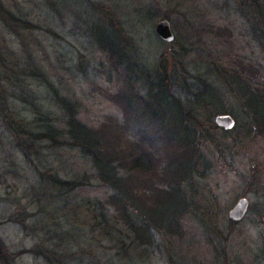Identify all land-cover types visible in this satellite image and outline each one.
Here are the masks:
<instances>
[{"label":"rangeland","instance_id":"374dc122","mask_svg":"<svg viewBox=\"0 0 264 264\" xmlns=\"http://www.w3.org/2000/svg\"><path fill=\"white\" fill-rule=\"evenodd\" d=\"M0 7L21 19L17 34L8 27L14 23L0 20L3 58L7 55L10 65L17 62L14 65L28 68L23 82H19L21 88L12 89L9 85V95L2 96L4 106L0 101V258L13 255L15 264H50L32 251L42 242L47 244L49 233L54 238L48 244L53 246L59 238L64 239L55 249L68 256L89 246L90 237L85 242L76 237L78 248L67 234L72 230L65 224L64 202L54 200L48 205L55 192L41 180L40 171L51 170L67 180L91 174L90 164L78 152L55 149L47 142L40 143V154L33 155L34 161L29 159L8 130L5 114L13 112L29 121L34 118L35 109L61 117L63 113L53 94L58 91L80 104L82 119L89 125L110 116L122 118L121 110L102 93L113 90L116 83L112 85L102 74L109 66L107 58L87 29L93 24L104 27L101 13H108L120 23L137 45L134 53L152 69L168 52L169 46L156 33L157 24L168 20L178 41L172 51L181 54L179 63L185 62L187 83L193 82L205 91L203 101L209 104L205 113L218 112L213 114L214 122L217 115L230 114L228 111L238 108L229 87L217 75H224L233 93L241 95L248 114L254 113L248 107L254 100L250 95H261L259 90L244 91L223 72V66H246L264 82V50L253 38L234 0H0ZM214 62H218L215 71ZM193 76H199L200 83ZM181 95L187 98L189 94L183 90ZM236 114L240 122L246 121L240 111ZM237 125L234 134L224 135L219 148L211 144L203 148L205 159L199 166L201 175L196 177L198 194L188 201L198 218H185V241H174L176 247L172 249L177 253L173 256L175 263L170 261L167 245L157 240V246L140 250L129 264H264V138H244L235 146L233 140L243 134L238 120ZM179 130V136L186 135L182 128ZM104 194L95 189L82 196L102 198ZM242 198L249 200V209L242 221L234 222L229 213ZM96 254L98 264H126L116 251L99 250ZM89 261L71 257L67 264H91Z\"/></svg>","mask_w":264,"mask_h":264},{"label":"trees","instance_id":"16d2710c","mask_svg":"<svg viewBox=\"0 0 264 264\" xmlns=\"http://www.w3.org/2000/svg\"><path fill=\"white\" fill-rule=\"evenodd\" d=\"M234 1L253 38L264 50V0ZM55 6L60 14L58 5ZM0 14L4 23H14L8 27L17 34L21 19L2 7ZM101 19L102 29L97 24L87 29L107 58L109 66L105 67L107 72L102 70V74L112 85L116 83L113 90L109 88L102 93L121 110L122 118L110 116L89 125L82 119L80 104L58 91L53 94L56 106L63 113L61 117L35 109H32L34 118L29 121L13 112L5 114L8 130L23 146L29 159L34 161L33 155L38 157L40 154V143L47 142L55 149L78 152L92 170L91 174L67 180L51 170L40 171L41 180L55 192L51 193L48 205L54 200L63 201L65 224L72 230L67 234L72 236L76 245L79 244L76 237H82L84 242L90 237L87 240L89 246L77 251V255L68 256L55 249L64 239L59 238L53 246L48 244L54 238L49 233L47 244L42 242L32 251L50 264H67L71 257L78 260L89 258L91 264H98L95 254L99 250L104 253L116 251L117 257L129 264L136 253L153 249L158 240L167 245L170 261L175 263L173 256L177 253L172 249L176 247L174 241H185V232L182 231L185 218L187 215L198 218L188 201L192 195L198 194L196 177L201 175L199 166L205 159L203 148L208 144L219 148L224 135L237 131V120L243 134L233 140L235 146L244 138H264V82L256 72L253 74L250 67L232 69L223 66V72L233 77L244 91L259 90L261 94L250 95L255 101L248 107L254 113L248 114L245 112L247 103L242 101L241 95L233 93L228 81L223 79L224 75H217L229 87L230 96L238 104L237 109L228 111L234 116L231 115L236 126L226 131L213 121V114L218 112L205 113L209 107L203 101L205 91L193 82L187 83L183 73L186 72L185 62L179 63L181 54L175 49L172 51V46L178 42L176 38L173 44L166 43L168 52L160 56L152 69L134 53L137 48L135 41L128 37L113 16L104 12ZM2 53L0 48V76L3 79L2 84L0 82V101L4 106L2 96L9 95V85L12 89L21 88L20 83L28 68L14 65L17 62L10 65L6 61L8 56L5 55L4 59ZM213 64L212 70L215 71L218 62ZM193 78L200 83L199 76ZM183 90L189 94L187 98L181 95ZM261 106L262 116L259 113ZM238 111L246 121L240 122ZM179 128L186 132L185 136H179L176 132L180 131ZM95 189L106 194L102 198L82 196L83 192ZM206 208L210 210L208 205ZM208 213L210 215V211ZM210 217L212 223H216L214 212ZM2 247L0 242V255ZM14 261L13 255L0 258V264H15Z\"/></svg>","mask_w":264,"mask_h":264},{"label":"water","instance_id":"95a60500","mask_svg":"<svg viewBox=\"0 0 264 264\" xmlns=\"http://www.w3.org/2000/svg\"><path fill=\"white\" fill-rule=\"evenodd\" d=\"M158 37L165 43H173L175 35L172 31L171 23L168 20L160 21L156 26ZM215 124L226 131H231L236 126L235 119L229 114H221L216 116ZM249 209V200L247 198L240 199L235 207L230 211L229 217L234 222H240L244 219Z\"/></svg>","mask_w":264,"mask_h":264}]
</instances>
